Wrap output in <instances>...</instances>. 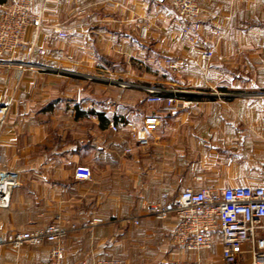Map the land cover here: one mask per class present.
Returning a JSON list of instances; mask_svg holds the SVG:
<instances>
[{"label": "crops", "instance_id": "obj_1", "mask_svg": "<svg viewBox=\"0 0 264 264\" xmlns=\"http://www.w3.org/2000/svg\"><path fill=\"white\" fill-rule=\"evenodd\" d=\"M196 1L205 10L198 44L181 32L172 0H46L38 45L48 54L35 52L32 69L17 64L27 59L28 46L0 58V105L8 108L0 172L19 180L10 207L0 210L1 235L57 223L70 231L62 264L113 257L125 264H225L219 241L210 250L189 251L172 243L170 223L146 214L162 193L174 198L207 186L188 177L184 140L245 139L264 147V0ZM145 24L146 41L140 37ZM62 28L67 39L53 37ZM33 39L31 30L26 40ZM208 50L215 56L204 61ZM169 56L179 58L188 79L219 88L227 100L193 102L176 112L149 103L143 86L172 84ZM89 76L99 81L89 83ZM120 81L132 86L122 89ZM149 116L159 124L148 133V147L125 129L110 128L129 121L144 128ZM78 165L91 168V180L75 179ZM94 218L104 221L92 227ZM51 247L4 246L0 264H46Z\"/></svg>", "mask_w": 264, "mask_h": 264}, {"label": "built area", "instance_id": "obj_2", "mask_svg": "<svg viewBox=\"0 0 264 264\" xmlns=\"http://www.w3.org/2000/svg\"><path fill=\"white\" fill-rule=\"evenodd\" d=\"M46 0H5L1 3L0 17V58H14L23 46L29 47L27 59L17 63L21 69L33 68L31 59L38 55L48 54L46 48L38 45V39L44 27V4ZM35 5L39 9H35ZM42 7V8H41ZM89 7V6H88ZM172 8L183 22L182 32L193 44L199 42L202 31L201 19L205 10L196 0H173ZM85 7L80 13H85ZM34 32V39L26 40L29 31ZM149 28L144 27L140 34L147 39ZM53 37L67 39L68 32L58 29ZM215 54L208 50L202 54V60L211 61ZM177 68L176 65H172ZM44 70V69H43ZM147 101L151 104H165L169 112H176L188 106L174 96L163 98L160 90L147 89ZM81 94L78 91V99ZM178 103V104H177ZM8 108L0 105V127L7 122ZM95 119V116H90ZM159 121L156 116L144 120V128L129 121L122 126L112 122L111 130L118 134L125 129L130 139L140 147H148L151 137L148 133L157 130ZM132 147L125 150L131 153ZM4 160L0 159L3 165ZM195 171V167H192ZM74 177L80 181L91 180L93 172L86 165H78ZM200 183L202 177L196 176ZM19 185L17 174L10 171L0 172V210L11 205L13 190ZM148 217L170 223L171 241L189 251L200 252L212 249L219 241L225 264H264V184L252 186H230L220 189L208 186L189 187L176 197L170 198L167 193L160 195V201L146 207ZM102 218H94L90 226L103 223ZM139 224L138 219H134ZM75 229V226L72 227ZM69 230L57 223H50L44 228L32 231H15L7 235L0 234V249L9 246L19 250L25 246L40 247L51 244L46 264H62L65 259L66 243ZM95 264H125L118 257L97 260Z\"/></svg>", "mask_w": 264, "mask_h": 264}, {"label": "rangeland", "instance_id": "obj_3", "mask_svg": "<svg viewBox=\"0 0 264 264\" xmlns=\"http://www.w3.org/2000/svg\"><path fill=\"white\" fill-rule=\"evenodd\" d=\"M84 8H81L79 14H83L80 12ZM144 27L149 28V25H143L140 31ZM140 37L145 41L148 39V37L143 39L141 34ZM178 60L179 58H176V56L165 58V65L173 72L166 71L169 75L168 78L171 79V85L151 82V84L143 86L144 93L148 94L147 89L160 90L161 93L173 91L178 103L188 102L189 104L193 102L227 100L228 95L221 92L219 88L216 87V90H212L205 83H201L200 79L193 81L188 79L182 73ZM173 64L177 66L176 69L173 68ZM108 79L102 76V82L111 83ZM87 81L94 83L99 81V79L89 76ZM117 86L122 89H128L132 84L129 81H120ZM189 96L195 97L196 100H191ZM183 144H186L187 148L183 150L185 156H183L181 163L189 173L188 177L195 179L196 176H200L202 177L201 183L207 184L208 187L220 189L230 186L264 184V147L260 145H253L252 142H247L245 139H189L188 143L184 140ZM183 144L182 146H184ZM193 166L195 167L194 172L192 171Z\"/></svg>", "mask_w": 264, "mask_h": 264}, {"label": "trees", "instance_id": "obj_4", "mask_svg": "<svg viewBox=\"0 0 264 264\" xmlns=\"http://www.w3.org/2000/svg\"><path fill=\"white\" fill-rule=\"evenodd\" d=\"M5 1V0H4ZM160 96L161 97H163V98H168V97H171V96H174V95H172V94H168V93H161L160 94ZM190 97V96H189ZM191 98V100H193V101H195L196 99H195V97H190Z\"/></svg>", "mask_w": 264, "mask_h": 264}]
</instances>
